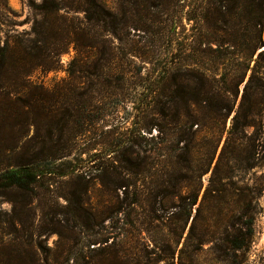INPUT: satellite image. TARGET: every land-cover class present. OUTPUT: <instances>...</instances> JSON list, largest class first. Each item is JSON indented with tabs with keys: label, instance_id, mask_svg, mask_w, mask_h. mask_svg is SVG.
Masks as SVG:
<instances>
[{
	"label": "trees",
	"instance_id": "16d2710c",
	"mask_svg": "<svg viewBox=\"0 0 264 264\" xmlns=\"http://www.w3.org/2000/svg\"><path fill=\"white\" fill-rule=\"evenodd\" d=\"M209 1L212 8L207 11L214 14L216 30L226 34L214 39L217 51L223 46L242 49L254 63L232 85H218L209 69L184 67L181 75H172L173 88L165 93V100L154 102L153 110L163 120L157 124V132L140 127L131 137L115 141L114 149L100 151L97 156L102 162L95 165L96 178L110 196L119 199L106 206L103 214L121 227L111 241L107 237L101 240L104 245L96 249L100 259L93 264H243L246 260L255 236L261 188L240 185L235 170L262 164L259 153L264 150V140H257L262 130L259 107L264 106V48L252 57L264 45V0ZM29 5L34 13L30 29L6 36L3 42L0 39V198L10 203L8 211L0 209V245L20 230L26 212L31 218L49 215L37 213L33 198L38 182L52 174L76 181L75 187L63 193L66 211L80 216L87 210L92 219L100 216L99 207L89 204L85 208V163L91 149H81L77 138L98 108L95 93L101 89L94 83V87L80 84L47 89L29 76L37 68L55 70L64 50L60 46L70 43L80 55L81 48H90V59L103 53L107 55L102 57L112 58L111 45L105 46L106 35L117 36L119 28L111 19L117 23L120 18L101 0H29ZM79 11L83 17L74 21L73 13ZM83 22L96 26L97 34H90ZM208 42L209 46L213 43ZM76 61L77 57L73 66ZM73 66L69 75L75 78L93 75L107 81L110 72L105 67L98 69L99 65L92 70L85 64L78 69ZM248 70L219 156L211 167L225 120L234 107L236 84L243 82ZM169 124L175 126L170 129ZM203 137L207 146L200 156ZM238 144L243 148L237 152ZM221 163L225 165L222 172ZM208 171L200 194L202 176ZM140 176L146 192L139 190ZM76 185H83V191ZM53 230L50 228L58 233ZM145 233L154 241L151 250Z\"/></svg>",
	"mask_w": 264,
	"mask_h": 264
},
{
	"label": "rangeland",
	"instance_id": "374dc122",
	"mask_svg": "<svg viewBox=\"0 0 264 264\" xmlns=\"http://www.w3.org/2000/svg\"><path fill=\"white\" fill-rule=\"evenodd\" d=\"M34 1L39 2V0ZM101 1L106 9L115 12L120 18L117 23L111 19L114 26L117 25L119 28L117 36L106 35L105 46L107 43L111 45L112 58L102 57L103 54L107 55L103 53L90 59L88 56L90 48H81L83 54L80 55L75 45L70 43L66 47L60 46L64 50L59 55L55 70L37 68L29 76L30 81L41 84L47 89L71 88L80 84L82 86L89 84L91 87L101 89L95 93L98 98L95 105L98 108L91 113L92 120L86 121L85 129L77 138L81 149L85 147L91 149L88 161L85 163L88 187L84 194V200L87 202L85 208L88 209L90 205L99 207L100 216L92 219L87 210L81 211L80 216H74L72 212L66 211L63 193L75 187L76 181L70 176L54 174L47 176L38 182L37 197L33 198V205L37 213L49 212V215L45 218H40L39 215L31 218L32 216L26 212L23 215L20 230L8 239L5 238L3 245H0V264H93L100 259L96 249L104 245L101 240L107 237L108 241H111L119 231L118 227H121L120 223L114 224L103 214L106 206L117 204L119 199L110 196L104 190L100 180L96 178L95 165L102 162L97 156L100 151L114 149L115 141L123 140L127 136L131 137L140 127H146L155 134L158 129L157 124L162 123L163 120L153 110L154 102L158 99L165 100V93L173 88L172 75H181L184 67L191 66L202 71L209 69L212 72L208 73L215 77L218 85H222V82L225 85H232L241 78L246 71V66H252L254 63L249 59V54L242 49L223 46L217 51L214 39L226 34L219 28L216 30L214 14L207 11L209 7L212 8L209 0ZM73 16L74 21L79 22L83 12H74ZM33 18L34 13L29 0H16V5H11L9 0H0L1 42L6 36L21 35L23 31L30 29ZM83 25L88 28L90 34H97L96 26L87 25L84 22ZM208 41H213L211 46ZM263 48L264 45L259 47L252 58L255 59ZM76 57L77 61L73 66L72 62ZM84 64L91 70L98 65V69L103 67L108 69L109 75H105L107 81L93 75L90 78L82 76L75 78L69 75L72 66L78 69ZM249 73L250 70L247 71L243 82L236 84L238 91L235 95L234 107L225 120V131L218 142L211 167L219 156L226 130L231 124V116L237 108ZM80 74L74 73L78 76ZM178 79L181 81L182 77ZM233 91L235 93L234 88ZM259 114L262 130L257 141L262 143L264 140L263 105L259 107ZM167 126L172 129L175 125ZM252 131V127L248 128L249 133ZM202 140V145L198 149L200 156L205 151L204 147L207 146L204 137ZM235 146L237 152L243 148L242 144ZM93 154L95 156H92ZM259 154L262 163L260 167L235 170L237 175L235 179H239L240 185L249 187L258 185L261 188L254 220L255 236L243 264H264V150L261 149ZM112 157L113 155L111 156L113 160ZM114 163L119 164L115 161ZM224 169L225 165L221 163L220 171ZM209 175L210 171L202 176L203 185L200 194L207 184ZM141 177L137 180V184L140 186L139 190L146 192ZM77 187L78 191H83V185ZM119 195L121 198V192ZM0 209L5 211L10 209V203L2 197ZM49 218L62 220L57 223V221L51 222ZM50 228L55 229L53 231H58L59 234L50 231ZM146 235L145 233L144 239L148 243L147 249L151 250L154 247V241L151 240L152 238L147 239ZM11 238L14 240L10 241ZM91 239H97L98 242L91 244L89 242ZM162 263L161 261L159 264Z\"/></svg>",
	"mask_w": 264,
	"mask_h": 264
},
{
	"label": "crops",
	"instance_id": "0c3cea01",
	"mask_svg": "<svg viewBox=\"0 0 264 264\" xmlns=\"http://www.w3.org/2000/svg\"><path fill=\"white\" fill-rule=\"evenodd\" d=\"M9 3H10L11 5H16V0H9Z\"/></svg>",
	"mask_w": 264,
	"mask_h": 264
}]
</instances>
